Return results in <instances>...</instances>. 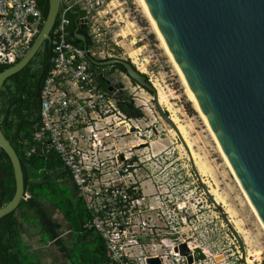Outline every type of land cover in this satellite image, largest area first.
I'll use <instances>...</instances> for the list:
<instances>
[{
	"label": "built area",
	"instance_id": "built-area-1",
	"mask_svg": "<svg viewBox=\"0 0 264 264\" xmlns=\"http://www.w3.org/2000/svg\"><path fill=\"white\" fill-rule=\"evenodd\" d=\"M114 1L62 0L51 33V68L40 93L41 122L34 134L35 142L43 151L55 154L70 174L90 216L85 228L94 230L105 243V264H148L151 258L160 259L161 264H189L176 250L181 244L193 253L196 248L204 251L206 260L193 264H251L247 262V248L243 251L236 243V251L231 254L213 253L205 246L165 232V228L175 229L180 223L173 215L165 216L168 205L159 186L147 194L146 180L137 182L131 178L127 164L130 154L124 153L126 158L121 161L122 153L115 141L132 136L131 146L146 143L142 132L146 118L142 114L127 115L119 104L118 92L106 88L114 77V66L105 68L99 64L124 59L117 43L119 25L113 23L107 9ZM72 10L80 13L79 28L86 21L89 45L68 40V15ZM45 21L38 0H0V65L14 66L21 61ZM119 79L120 90L128 92L124 79L129 78L121 73ZM134 95L140 110L144 103L137 93ZM194 220L186 217L183 224L188 221L194 226ZM256 245L260 246L259 255L252 264H264V247Z\"/></svg>",
	"mask_w": 264,
	"mask_h": 264
},
{
	"label": "water",
	"instance_id": "water-1",
	"mask_svg": "<svg viewBox=\"0 0 264 264\" xmlns=\"http://www.w3.org/2000/svg\"><path fill=\"white\" fill-rule=\"evenodd\" d=\"M143 1L264 225V0ZM61 5L62 0H49L45 24L28 54L0 73V94L8 78L26 68L46 42L51 44V33ZM79 29H86V21ZM75 38L86 44V36L82 33L77 31ZM99 64L123 65L131 80L153 93L163 119L174 124L158 103L156 87L142 72L119 59ZM0 148L11 159L16 179L15 196L0 209L1 219L17 210L27 196L20 159L1 126ZM205 191L219 207L210 191ZM227 221L245 251L244 240ZM176 250L187 258L189 264L206 260L200 248L193 253L186 244H181ZM148 264H161V261L151 258Z\"/></svg>",
	"mask_w": 264,
	"mask_h": 264
},
{
	"label": "rangeland",
	"instance_id": "rangeland-1",
	"mask_svg": "<svg viewBox=\"0 0 264 264\" xmlns=\"http://www.w3.org/2000/svg\"><path fill=\"white\" fill-rule=\"evenodd\" d=\"M107 9L111 11L109 17L113 19V23L119 25L117 43L122 57L128 59L151 81L159 94L158 103L176 121L171 124L163 119L152 92L131 79H124L126 87L130 89L125 92L127 101L136 106L137 101L133 98L134 93H137V97L144 103L140 104V111L143 113L142 117L146 118L143 123L146 122L147 125L144 124L142 132L149 148L138 155L148 162L147 173L140 175L142 179L147 178L144 183L145 192L154 193L157 190L155 187L159 186L158 191L168 205L164 208L165 216L173 215L176 223H180L175 225V229L165 228V232L174 233L173 237L181 236L194 245L205 246L213 253L225 251L231 254L236 251L234 243L239 244L228 225L229 220L234 227L236 223L241 225L247 235L239 233L247 248L246 252L257 259L260 246L256 243L264 247V229L223 157L219 143L217 144L205 119L197 111L180 74L153 31L140 0H115ZM42 50L43 47L38 55ZM35 61H39V57ZM114 77L120 78L119 73ZM132 139L130 136L127 140ZM196 163L203 167L202 171H199ZM61 185L69 190L68 197L77 201L71 182L63 180ZM205 188L210 193L217 191L220 194L223 200V203H218L220 208L213 203ZM48 209L53 214L57 212L51 202H48ZM189 216L195 219L194 226L188 221L183 224ZM165 220L167 222L166 218ZM23 229L31 234L38 233L35 224H24ZM28 231H25L26 235ZM207 232H210L209 236L206 235ZM28 250L26 248V252ZM27 253H32L30 257L34 254L32 263L38 259L42 264H48L51 259L50 264H68L49 247L44 253ZM75 257L79 259V254Z\"/></svg>",
	"mask_w": 264,
	"mask_h": 264
},
{
	"label": "trees",
	"instance_id": "trees-1",
	"mask_svg": "<svg viewBox=\"0 0 264 264\" xmlns=\"http://www.w3.org/2000/svg\"><path fill=\"white\" fill-rule=\"evenodd\" d=\"M38 2L44 18H47L49 0ZM68 16L71 21L69 42L82 44L75 38L78 31L86 36V44L89 45L87 31L79 29L80 13L72 10ZM38 57L39 61H35ZM51 58L52 46L46 42L41 53L26 68L6 80L0 94V126L20 159L25 195L28 196L22 199L17 210L0 219V264H42L38 259L32 263L34 254L30 257L32 253L28 255L26 252L24 224H35L40 231L41 243L47 245L52 242L71 264H105L103 239L94 230L85 228L90 216L83 201L79 197L77 201L71 200L69 190L58 183L59 179L70 180V174L64 171L55 154L43 151L34 140L41 122L40 93L51 68ZM9 67L0 65V73ZM118 69L127 74L124 67L118 65ZM122 109L126 111L123 106ZM15 193L14 168L7 153L0 148V209L13 200ZM46 200L62 213L74 235L72 246L62 237L63 226L47 210ZM77 253L79 259L75 257Z\"/></svg>",
	"mask_w": 264,
	"mask_h": 264
},
{
	"label": "flooded vegetation",
	"instance_id": "flooded-vegetation-1",
	"mask_svg": "<svg viewBox=\"0 0 264 264\" xmlns=\"http://www.w3.org/2000/svg\"><path fill=\"white\" fill-rule=\"evenodd\" d=\"M119 60H123L125 62L130 63L128 61V59H119ZM118 65H120V64L115 65L111 69L112 74L115 75L118 72L119 75H120L122 73L121 71H119ZM102 66L105 67V68H109L110 67V66H104V65H102ZM120 66L124 67L123 65H120ZM125 75L130 80V77L128 76V74H125ZM111 78H112V80L108 81L106 83V86L108 85L107 86L108 88H112L113 92H118V94L120 96L119 104H120L121 107L123 106L126 109L125 112L127 113V115L129 117H136L139 114H143L142 111L138 110L136 106L131 105V103L127 101V97L125 95V92H127V91L120 90V89H122L121 80L119 78L117 79L115 77H111ZM129 137L130 136L120 137V138H118L115 141V144L117 146V150L121 151V153H122L120 155L121 161H123L126 158L124 153H127V155L130 154L129 160H127V164L129 166V172H130L131 178L133 180L139 182V181L142 180V176H140V175H143L144 173H147L148 162L146 160H143L141 158L142 156L138 155V153L147 150L149 148V145L146 142V143L143 144V145H146L145 147L138 148L137 146H135V147L131 146V144H130L131 141L127 140ZM144 179L146 180L147 178H144ZM63 180H66V179H59L58 183L61 185V182ZM68 181H70L71 184L73 185V187L76 188L74 183H73V181H72V179H71V177H70V180H68ZM74 192L77 194L76 190Z\"/></svg>",
	"mask_w": 264,
	"mask_h": 264
},
{
	"label": "bare ground",
	"instance_id": "bare-ground-1",
	"mask_svg": "<svg viewBox=\"0 0 264 264\" xmlns=\"http://www.w3.org/2000/svg\"><path fill=\"white\" fill-rule=\"evenodd\" d=\"M140 2H141L142 7H143V9H144V11H145V15L147 16L149 22L151 23V26H152L153 31L157 34V36H158L159 40L161 41V43H162V45H163V47H164V49H165V51H166L168 57L170 58V60H171L172 63L174 64V66H175V68L177 69L178 73L180 74V76H181V78H182V80H183V82H184V85H185V87L187 88V91H188V93L190 94V97H191V99H192V101H193V103H194V105H195L197 111L200 112L201 116L205 119V117H204L202 111L200 110V108H199V106H198V104H197L195 98L193 97V95H192V93H191V91H190L188 85L186 84V82H185V80H184L182 74L180 73V71H179V69H178V67H177V65H176V63H175V61L173 60V58H172V56H171V54H170V52H169V50H168V48H167V46H166V44H165V42H164V40H163L161 34H160V32H159V30H158V28H157L155 22L153 21V19H152L150 13H149V11H148V9H147V7H146L144 1H143V0H140ZM158 95H159V94H158ZM161 99H162V97H161ZM173 120H174L173 122L176 123L175 119H173ZM205 121H206V119H205ZM206 123H207V121H206ZM207 125H208V127H209V129H210V131H211V133H212V135H213V137H214V139L216 140V142H217V144H218V141H217L215 135L213 134V132H212V130H211V128H210V126H209L208 123H207ZM218 146H219V144H218ZM219 148H220V150H221V153L223 154V157L225 158L226 162L228 163L230 169L232 170V173H233V175H234V177H235V179H236L238 185L240 186L241 190H242L243 193H244L245 191L243 190L241 184L239 183V181H238V179H237V177H236V175H235V172L233 171V169H232V167H231V165H230V163H229L227 157H226L225 154L223 153V151H222V149H221L220 146H219ZM194 157H195V156L193 155V158H194ZM196 165L198 166L199 164L196 163ZM198 168H199V171H202V169H203L202 166H198ZM204 170H205V169H204ZM211 193H212L211 195L214 196V199H215V201H216L217 203H219V202H222V203H223V200H222V198L220 197V194L217 193V191H211ZM245 194H246V193H245ZM246 198H247V201H248L249 205L251 206V208H252V210H253L255 216L257 217V219H258L260 225H261L262 228L264 229V225H263V223L261 222V220L259 219V217H258V215H257V213H256V211H255V209H254V207L252 206V204H251V202H250L249 197L247 196V194H246ZM230 223H231V222H230ZM231 224H232V223H231ZM235 227H236V230L239 231L238 233H240L241 235L244 234L243 236L246 235V234H245L246 232H243V230H242L240 224H237V223H236ZM246 236H247V235H246ZM246 239H247V238H246ZM246 241H247V240H246ZM254 259H256V257L252 256V254L249 252V253H248V259H247V262L252 264V263L254 262Z\"/></svg>",
	"mask_w": 264,
	"mask_h": 264
},
{
	"label": "crops",
	"instance_id": "crops-1",
	"mask_svg": "<svg viewBox=\"0 0 264 264\" xmlns=\"http://www.w3.org/2000/svg\"><path fill=\"white\" fill-rule=\"evenodd\" d=\"M151 187V186H150ZM77 197L78 196V193H74ZM75 196V198H77ZM45 206L48 209V200L45 201ZM50 211V210H49ZM56 213L53 214V212L51 213L53 215V218L58 221L62 226H63V233H62V237L67 241V243L69 244V246H72V240L74 238V235L72 234L71 230L69 229V226L67 224V222H65V219L62 215V213L60 211H58L56 209ZM63 219V220H62ZM36 226V225H35ZM37 227V226H36ZM38 228V227H37ZM25 231H28V230H25ZM25 231H23V236H24V240L27 244V248L29 249L27 252H39V253H44L46 251V249L49 247V248H52L53 250H55L58 254H60V256L68 263V264H71L66 258L65 256L62 254V252L56 247L54 246V244L52 242H49L47 244V246L43 245L41 243V235H40V231L38 229V233L35 232V234H31L30 231H28V235L25 234ZM40 241V243H37V241ZM92 241V239L90 240ZM32 242V244H31ZM46 260L43 258V263H45ZM51 263V259L48 261V264Z\"/></svg>",
	"mask_w": 264,
	"mask_h": 264
}]
</instances>
